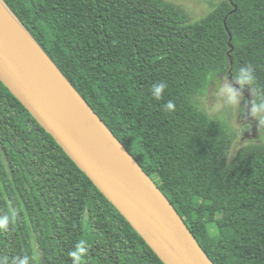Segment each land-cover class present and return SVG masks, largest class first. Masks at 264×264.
I'll use <instances>...</instances> for the list:
<instances>
[{"label": "trees", "instance_id": "trees-1", "mask_svg": "<svg viewBox=\"0 0 264 264\" xmlns=\"http://www.w3.org/2000/svg\"><path fill=\"white\" fill-rule=\"evenodd\" d=\"M154 180L215 264H264V142L199 99L255 69L264 95V0H213L192 23L164 0H2ZM233 47V51H232ZM233 61V64L231 63ZM164 82L160 99L152 87ZM171 101L172 110L165 105ZM0 258L13 264H165L0 80Z\"/></svg>", "mask_w": 264, "mask_h": 264}, {"label": "water", "instance_id": "water-1", "mask_svg": "<svg viewBox=\"0 0 264 264\" xmlns=\"http://www.w3.org/2000/svg\"><path fill=\"white\" fill-rule=\"evenodd\" d=\"M7 34L22 41V64ZM0 80L165 264H215L154 180L2 0Z\"/></svg>", "mask_w": 264, "mask_h": 264}, {"label": "rangeland", "instance_id": "rangeland-1", "mask_svg": "<svg viewBox=\"0 0 264 264\" xmlns=\"http://www.w3.org/2000/svg\"><path fill=\"white\" fill-rule=\"evenodd\" d=\"M168 3L174 4L178 8H180L190 19L192 23L200 21L202 18L207 16L213 8H211V4L213 0H164ZM230 75L226 74L220 77L228 78L230 82H232L229 78ZM246 89L243 92L244 99L241 102L242 111L238 115V123L241 126H250L247 131L242 133L239 125L236 124V112L226 107L224 101L221 99L219 94L217 93L214 84H212L207 90L206 94H204L199 99L200 107L207 112V114L216 120L219 124L226 126L227 130L230 134H236L231 153L230 160H232L238 153V151L246 144L254 142H264V127L260 128V132L257 136L250 135L246 136V133L252 131V124H259L258 120H255L251 117L250 108L248 107V98L246 94H252V88L250 86H246ZM255 90V88H254ZM245 93V94H244ZM256 94V90H255ZM253 95V94H252ZM252 101L255 97H252ZM246 102V105L244 104ZM249 114V117L247 116ZM239 133V134H238Z\"/></svg>", "mask_w": 264, "mask_h": 264}, {"label": "clouds", "instance_id": "clouds-1", "mask_svg": "<svg viewBox=\"0 0 264 264\" xmlns=\"http://www.w3.org/2000/svg\"><path fill=\"white\" fill-rule=\"evenodd\" d=\"M255 78V69L250 64L241 66L238 71L234 73V83L230 82L228 78L221 79L220 77H216L214 74H211L210 76V79L213 82L217 93L224 101L226 107L236 112V124L239 125L242 133L247 131V129L250 127L241 126L238 123V115L242 111L240 106L242 100L244 99L242 90L245 88V86H250L252 88V94L255 97V99L251 102V117L259 121L260 128L264 127V95L258 96L255 94ZM234 84L239 85V88L235 87ZM166 87L167 85L164 82L155 84L151 89L153 97L155 99H160ZM165 108L167 110H172L174 108V104L169 101L165 105ZM9 223L10 218L8 216L0 219V230L7 229ZM86 251V242H78L75 249L69 253V256L72 258L73 264H81L82 257ZM0 264H8L7 258H0ZM13 264H30V258L28 256L17 257L15 261H13Z\"/></svg>", "mask_w": 264, "mask_h": 264}, {"label": "bare ground", "instance_id": "bare-ground-1", "mask_svg": "<svg viewBox=\"0 0 264 264\" xmlns=\"http://www.w3.org/2000/svg\"><path fill=\"white\" fill-rule=\"evenodd\" d=\"M8 35V42L11 48V51L15 57V59L17 60L18 64H22L23 60H25L22 51H21V40L14 36V35Z\"/></svg>", "mask_w": 264, "mask_h": 264}, {"label": "flooded vegetation", "instance_id": "flooded-vegetation-1", "mask_svg": "<svg viewBox=\"0 0 264 264\" xmlns=\"http://www.w3.org/2000/svg\"><path fill=\"white\" fill-rule=\"evenodd\" d=\"M245 94V93H244ZM246 97H249V99H248V107L247 108H249V107H251V102H252V97H253V95L252 94H246ZM245 105H246V102L244 103ZM247 116L249 117V114L247 113ZM252 126V131H250L249 133H246V136L247 137H249L250 135H254V136H257L258 134H259V132H260V127H259V125L258 124H256V125H254V124H252L251 125Z\"/></svg>", "mask_w": 264, "mask_h": 264}]
</instances>
